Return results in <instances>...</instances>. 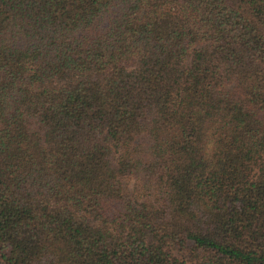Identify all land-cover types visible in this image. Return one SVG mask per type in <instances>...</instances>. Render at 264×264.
Segmentation results:
<instances>
[{
  "label": "trees",
  "instance_id": "obj_1",
  "mask_svg": "<svg viewBox=\"0 0 264 264\" xmlns=\"http://www.w3.org/2000/svg\"><path fill=\"white\" fill-rule=\"evenodd\" d=\"M0 264H264V0H0Z\"/></svg>",
  "mask_w": 264,
  "mask_h": 264
},
{
  "label": "rangeland",
  "instance_id": "obj_2",
  "mask_svg": "<svg viewBox=\"0 0 264 264\" xmlns=\"http://www.w3.org/2000/svg\"><path fill=\"white\" fill-rule=\"evenodd\" d=\"M127 181H128V183H130V184H131V179H128Z\"/></svg>",
  "mask_w": 264,
  "mask_h": 264
}]
</instances>
